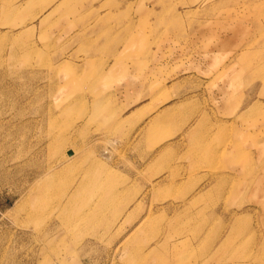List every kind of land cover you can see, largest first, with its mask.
Wrapping results in <instances>:
<instances>
[{
	"label": "rangeland",
	"instance_id": "obj_1",
	"mask_svg": "<svg viewBox=\"0 0 264 264\" xmlns=\"http://www.w3.org/2000/svg\"><path fill=\"white\" fill-rule=\"evenodd\" d=\"M45 1L0 0V264H264V0ZM170 100L225 108L211 177L151 161Z\"/></svg>",
	"mask_w": 264,
	"mask_h": 264
},
{
	"label": "crops",
	"instance_id": "obj_2",
	"mask_svg": "<svg viewBox=\"0 0 264 264\" xmlns=\"http://www.w3.org/2000/svg\"><path fill=\"white\" fill-rule=\"evenodd\" d=\"M40 1V0H39ZM52 1V0H51ZM61 0H59L60 2ZM64 1V0H63ZM50 3V0L45 1L40 6L39 11L45 9ZM50 10L48 11V13ZM105 14H117V13H93L91 16L92 18L96 17H103ZM108 16V15H106ZM113 24V23H112ZM114 27V26H113ZM135 33V26L130 30L128 28V38L122 44H120V39L118 38L117 41L112 43H107V53L105 56H100L98 53L100 50L104 49V39L102 38L100 41L101 43L96 47L92 48L98 52H91V54L86 57V59L80 63L82 65H95V66H111L115 64L119 65H131V57H123L121 58L120 62L114 61L115 59L112 56H115L119 53V51L123 50L124 54L130 53L131 50L134 49L135 41L132 40L131 33ZM123 34H126V31H123ZM87 40L90 41L91 38L89 37V33L87 35ZM120 54V53H119ZM116 62V63H115ZM191 70L182 69L179 74L176 73L175 76L171 79L170 82L173 84L177 82H181L183 80H189V78L193 77L196 80H202L203 82L207 80V73H209V66L207 62H202L200 60H191L184 65ZM107 72V71H106ZM205 73V74H204ZM144 87H146L144 85ZM135 86L130 87L128 92L127 89H123L120 94H117L116 97L119 98H130L135 97L137 93L135 92ZM183 98H194L193 95H186V91L182 92ZM215 95V93H213ZM197 97L204 99L210 98L209 90H204L203 92H198ZM182 102L186 103L185 100ZM200 103V101H197ZM200 103L197 106H184L180 105L175 107L177 104H181L178 101L170 100L163 104L160 109L154 112L150 119L152 120H160V123H167L169 128L163 130L162 128L159 129H152V136H150V140L152 138H156L158 136L167 138L165 141L160 142L158 145L152 144V148L150 149L153 151L152 162L157 161V154L159 155V163L161 167L166 171L161 175L166 176H173L182 177V178H203V177H211L212 174L209 172L210 168L215 164V152H216V145L212 138L215 135V121L217 118L215 114L218 112L220 113L221 110L214 106H210V104ZM142 106L137 107L133 112L139 111ZM176 110L177 115H172V111ZM149 119V118H148ZM218 120H222L219 118ZM225 119L223 122L225 123ZM230 121V120H228ZM154 140V139H153ZM166 156V157H164ZM153 164V163H152ZM173 167V169H171ZM156 175V174H155Z\"/></svg>",
	"mask_w": 264,
	"mask_h": 264
},
{
	"label": "bare ground",
	"instance_id": "obj_3",
	"mask_svg": "<svg viewBox=\"0 0 264 264\" xmlns=\"http://www.w3.org/2000/svg\"><path fill=\"white\" fill-rule=\"evenodd\" d=\"M206 1H207V0H200L201 3H202V2L204 3V2H206ZM202 5H203V4H202Z\"/></svg>",
	"mask_w": 264,
	"mask_h": 264
}]
</instances>
